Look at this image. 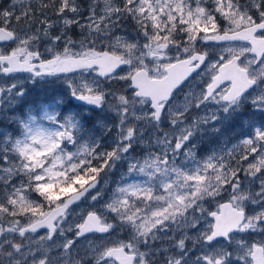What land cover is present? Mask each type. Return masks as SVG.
Here are the masks:
<instances>
[{"label": "snow or ice", "instance_id": "snow-or-ice-1", "mask_svg": "<svg viewBox=\"0 0 264 264\" xmlns=\"http://www.w3.org/2000/svg\"><path fill=\"white\" fill-rule=\"evenodd\" d=\"M0 77V264H264V0H7Z\"/></svg>", "mask_w": 264, "mask_h": 264}, {"label": "rangeland", "instance_id": "rangeland-1", "mask_svg": "<svg viewBox=\"0 0 264 264\" xmlns=\"http://www.w3.org/2000/svg\"><path fill=\"white\" fill-rule=\"evenodd\" d=\"M7 0H0V5H6ZM127 31L129 33H132V35H135V33L133 32V25L131 24V22H129L126 26ZM27 74H21V76H26ZM8 79L7 77H0V80H6ZM21 82H23V80H21ZM29 92L26 98V103H39L41 101H46V100H50L52 98L53 95V91L52 88L53 86L49 85L48 89L45 90L43 88H41L40 86H36L33 87L31 84L27 85ZM60 90L57 88V91ZM185 91H187V89H185ZM182 99V95L180 97ZM3 126V125H0ZM47 126V125H46ZM8 127H13L12 125H8ZM110 146H111V140L108 138H105L103 140V142L101 143V148L98 149L99 150H104V149H108L110 150ZM72 150H75L73 147H70ZM246 163V162H245ZM123 171V169H119L117 172L111 174L110 176V180H109V186H112V182L116 181L119 178L120 172ZM104 173H101V176H103ZM142 177H130L129 180H142ZM108 187V186H106ZM71 235V234H69Z\"/></svg>", "mask_w": 264, "mask_h": 264}, {"label": "water", "instance_id": "water-1", "mask_svg": "<svg viewBox=\"0 0 264 264\" xmlns=\"http://www.w3.org/2000/svg\"><path fill=\"white\" fill-rule=\"evenodd\" d=\"M41 231H43V230H41Z\"/></svg>", "mask_w": 264, "mask_h": 264}, {"label": "flooded vegetation", "instance_id": "flooded-vegetation-1", "mask_svg": "<svg viewBox=\"0 0 264 264\" xmlns=\"http://www.w3.org/2000/svg\"><path fill=\"white\" fill-rule=\"evenodd\" d=\"M74 103V102H73Z\"/></svg>", "mask_w": 264, "mask_h": 264}]
</instances>
